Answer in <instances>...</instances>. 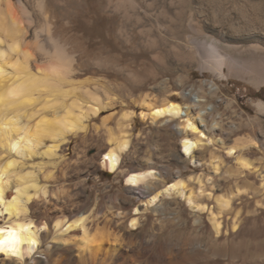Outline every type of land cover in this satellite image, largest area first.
Returning a JSON list of instances; mask_svg holds the SVG:
<instances>
[{"label":"bare ground","instance_id":"obj_1","mask_svg":"<svg viewBox=\"0 0 264 264\" xmlns=\"http://www.w3.org/2000/svg\"><path fill=\"white\" fill-rule=\"evenodd\" d=\"M24 2L0 0V211L8 213L7 216H0V264H195L204 258L212 262L215 261L213 259L225 258L226 264H264V236H249L245 232L246 228L254 225L251 221L242 224L245 227L243 231L234 221L231 226L235 235L233 238L241 240L234 242L230 240L232 234L228 235L227 247L218 252L213 249L214 242L212 248L206 249L192 245L194 250L181 255L152 254L150 250L155 244L153 235L146 241L124 238L112 225L100 226V219L107 215L99 217L94 211L78 208L70 192L64 188L51 191L50 184L65 178L63 171L53 176L52 172L39 167L40 177L36 169H26V158L38 154L56 156L62 145L70 143L73 136L87 132L90 122L97 120L119 101L113 92L98 84L99 78L80 79L92 73V68L98 71L114 69V72L129 68L131 82H139L140 73L136 65L141 52L137 43L143 34L154 40L148 35L151 28L145 29L146 25L142 28V24L153 14L150 10L156 5L153 0H37L36 8L43 18L42 23L37 25L35 13ZM50 4L56 7L58 14L51 11ZM159 14L165 15L164 12ZM159 14L155 15L156 18ZM105 17L116 19V27L107 31L105 42H115L110 45L115 47L123 42V45L134 48L135 51H131L133 64L122 68L110 57L92 58L89 56L91 53L86 54L88 59L82 61L80 56L83 51L79 43L65 35L69 28L84 31L83 25L93 26ZM257 36L238 39L240 43L234 46L235 54L264 63V46L259 44ZM207 42L200 44L194 41L195 47L187 57L196 60L202 71H211L217 78L223 79L228 69L258 87L264 84V67L263 76L240 75L236 71L238 60L234 53L221 49L214 39ZM103 48L101 46L100 50ZM214 86L218 89L215 80H206L201 89L205 87L204 91L207 88L210 93L216 92L213 91ZM204 95L196 92L193 106L169 99L158 103L150 94L132 96V102L140 111L126 109L116 119L118 130L107 133V146L100 159V167L111 173L121 170L124 156L131 146L129 129L137 117L153 124L179 120L177 128L184 135L182 149L196 164L194 154L200 147L221 142L206 133L207 112L193 110L195 106L199 107L197 104L205 102ZM121 104L126 106L122 101ZM257 107L264 114V102H259ZM111 117L115 118L110 116L103 120L104 127ZM46 140H50L51 144L39 152ZM250 140L238 138L225 146L226 153L236 158L240 173H258L262 178L260 169L244 157L251 149L258 148L257 142ZM152 160L145 158L142 161L141 166L147 170L128 174L126 185L133 194L148 193L146 188L149 184L160 178ZM221 163V158L213 153L210 165L217 174ZM197 179L201 185L199 193H204V184L200 177ZM193 180V177L189 178V182ZM189 182L179 176L151 195L145 206L153 208L161 197H182L192 210L201 214L209 212L213 231L217 238H221L227 225L223 224L220 216L231 207L230 198H218L219 211L215 213L198 202L200 194L198 197L194 194ZM141 213L136 208L135 215ZM120 215L124 216L119 212ZM141 227V218L134 217L129 229L138 230ZM106 236L105 241L103 237ZM131 250L133 255L136 253L134 258L128 253ZM242 250L247 251L243 259ZM250 252L253 253L251 256Z\"/></svg>","mask_w":264,"mask_h":264},{"label":"rangeland","instance_id":"obj_2","mask_svg":"<svg viewBox=\"0 0 264 264\" xmlns=\"http://www.w3.org/2000/svg\"><path fill=\"white\" fill-rule=\"evenodd\" d=\"M36 1L25 0L24 3L35 13L37 25H40L43 18L38 13ZM153 1L156 5L150 10L153 14L144 19L142 28H145V25V29L151 28L152 31L148 35L154 40L143 34L137 43L141 52L136 65L140 73L139 82H131L128 76L129 68H125L123 72H114V69L98 71L92 68V73L80 79L99 78L98 84L113 92L119 101L97 120L90 122L87 132L73 136L70 143L62 145L56 156L38 154L26 158L25 167H28V170L36 169L40 177L39 167H43L42 170L46 172H52L53 176L63 171L65 178L50 184L51 191L64 188L70 192L78 208L94 211L99 217L107 215L106 218L100 219V226L110 224L122 233L124 238L146 241L154 236L155 244L150 250L152 254L181 255L194 250L192 245H200L202 249H206L212 248L214 242L213 249L218 252L227 247L225 242L228 241V235L232 234L230 240L234 242L241 240L233 238L231 226L234 221H237L240 231L245 229L243 225L246 221H251L254 225L246 228V234L264 236V114L260 113L257 107L259 102H264V84L258 87L236 73H230L228 69L225 70V77L219 79L211 71H202L196 60L187 58L195 47L194 41L201 44L214 39L221 49L234 53L238 60L236 71L240 75L263 76L264 63L259 59L237 56L234 46L238 44V39L255 34L259 37V44L264 46V0H172V4L170 0ZM50 5L51 11L58 14L56 7ZM80 9L82 11V8ZM160 12L165 15L159 14ZM156 14H159L157 18ZM71 23L73 26V19ZM78 23L82 25L80 21ZM83 26L84 31L73 28L65 31V35L73 42L79 43L82 48V61L87 60L88 53H91L89 56L92 58L110 57L111 61L122 68L133 64L131 51H135L134 48L123 45V42L116 47L110 46L115 42L106 43V39L104 40L107 31L116 27V19L100 18L93 26ZM101 46L104 47L102 50ZM206 80H215L218 86L216 92L210 93L207 88L204 91L205 87L201 89ZM186 87H194L201 95L205 94L206 102L197 104L199 107L195 106L193 110L207 112L206 133L215 141H221L220 143L200 147L194 154L197 161L195 164L182 149L184 135L177 128L179 120L153 124L137 117L130 131L128 130L131 132V146L124 156L121 170L111 173L100 167V159L107 146V133L118 130L116 119L126 109L140 111L132 102V96L150 94L158 103L169 99L193 106V101L185 100L182 95ZM121 101L126 106H123ZM110 116L115 118L111 117L104 127L103 120ZM215 122L218 123L215 125ZM238 138L257 142L258 148L251 149L244 157L260 169L262 178L258 173H240L236 158L226 153L225 146L234 143ZM50 144L51 141L46 140L39 152H43ZM213 153L222 160L218 174L210 165ZM145 158L153 159L154 169L160 173V178L149 184L146 188L148 193L133 194L126 185V179L131 172L147 170L141 166ZM179 176L188 182L190 177L194 178L188 183L189 187L197 197L200 194L198 202L215 213L219 211L217 199L221 196L230 198L229 212L226 211L220 216L223 224L227 225L221 238H217L213 231L209 212L201 214L192 210L182 197H161L153 208L145 206L151 195L174 182ZM198 177L204 184V193H199L201 185L197 182ZM136 208L142 213L135 215ZM119 212L124 216H119ZM7 215L4 210L0 211V216ZM134 217H140L142 221V227L138 230L129 229ZM51 227L53 228L52 225ZM107 232L110 233L109 230ZM103 240L106 241L107 236L103 237ZM133 252H128L131 258L136 256ZM252 254L250 252L249 255ZM246 255L247 251L242 250L241 259ZM120 260L124 262L122 258ZM213 260L215 261L204 258L198 260V263L227 262L225 258Z\"/></svg>","mask_w":264,"mask_h":264},{"label":"built area","instance_id":"obj_3","mask_svg":"<svg viewBox=\"0 0 264 264\" xmlns=\"http://www.w3.org/2000/svg\"><path fill=\"white\" fill-rule=\"evenodd\" d=\"M205 84V83H204ZM206 85V84H205ZM216 86H214L213 87V91H216ZM196 88H194V87H186L184 90H183V97H184V99L185 100H190L191 102L193 101V99H195L196 98V96H195V94H196V92H198V91H196L195 90ZM206 102V101H205ZM193 103V102H192ZM204 103V102H203ZM202 102H201V105L203 104ZM193 105V104H192ZM210 110H211V108H210Z\"/></svg>","mask_w":264,"mask_h":264},{"label":"snow or ice","instance_id":"obj_4","mask_svg":"<svg viewBox=\"0 0 264 264\" xmlns=\"http://www.w3.org/2000/svg\"><path fill=\"white\" fill-rule=\"evenodd\" d=\"M189 127H191V125H189ZM193 130H195V129H193ZM105 159H107V157H105ZM133 223H135V222H133Z\"/></svg>","mask_w":264,"mask_h":264}]
</instances>
